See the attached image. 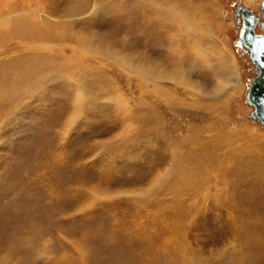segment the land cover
<instances>
[{
	"label": "rangeland",
	"instance_id": "1",
	"mask_svg": "<svg viewBox=\"0 0 264 264\" xmlns=\"http://www.w3.org/2000/svg\"><path fill=\"white\" fill-rule=\"evenodd\" d=\"M240 7L264 0H0V264H264Z\"/></svg>",
	"mask_w": 264,
	"mask_h": 264
},
{
	"label": "water",
	"instance_id": "2",
	"mask_svg": "<svg viewBox=\"0 0 264 264\" xmlns=\"http://www.w3.org/2000/svg\"><path fill=\"white\" fill-rule=\"evenodd\" d=\"M238 11L241 12L245 21L239 33L240 41L246 47L251 61L258 68L248 86L246 101L253 106L250 116L264 126V36L255 34L252 26L247 22L252 19L249 10L240 7Z\"/></svg>",
	"mask_w": 264,
	"mask_h": 264
},
{
	"label": "bare ground",
	"instance_id": "3",
	"mask_svg": "<svg viewBox=\"0 0 264 264\" xmlns=\"http://www.w3.org/2000/svg\"><path fill=\"white\" fill-rule=\"evenodd\" d=\"M190 19V18H189ZM195 22V21H194ZM199 27H198V22L197 23H195V25H194V30L196 29H198ZM210 52H211V54L213 55V54H217V49L216 50H210ZM224 63V62H223ZM35 65V64H34ZM219 65V64H218ZM30 66L31 65H28L27 66V68H30ZM220 66H221V64H220ZM219 67V66H218ZM229 67V66H228ZM220 69L221 70H223V71H221V70H219V73L220 72H224V71H226V64L224 63V67H220ZM229 70H230V67L228 68ZM227 69V70H228ZM217 71V68L216 67H214V69H213V72H216ZM231 71V70H230ZM233 71H234V69H233ZM209 73V72H208ZM230 73H233L232 71L230 72ZM230 77V76H229ZM223 135L224 134H222V137H223ZM222 137H220V138H217V139H219L222 143H224L225 142V140H227L228 138H226V139H222ZM217 139H215L216 141H217ZM192 142H194L195 143V140H193ZM201 142V141H200ZM218 142V141H217ZM217 142H215V143H217ZM196 144V143H195ZM169 147H170V145H169ZM175 147H177L176 145H175ZM197 147V146H196ZM179 148H180V145H179ZM179 148L177 147V148H175L176 150H174V151H172L171 152V155H172V157H173V160H175L176 162H177V164L178 165H181L182 167H180V168H183V169H185V173H183L182 172V174H180L181 176H179V177H185V176H188V175H190L191 173H194L195 175H197V177H198V180L200 181V182H202V183H206V182H211L215 187L217 186V184H218V181H220L219 180V172H218V169H219V167L221 166V167H223V161H222V163H220V164H214V158H212V160H210V159H208V158H206L207 157V153L206 154H203V155H200V156H198V157H195L194 155H196V154H201V152L203 151V150H200V151H198L197 150V148H194L193 150L192 149H190L189 150V152H188V154L190 153V156L188 157V158H186V157H184L183 156V154H181V151L180 152H178V150H179ZM193 152H195V153H193ZM184 153V152H183ZM185 154V153H184ZM192 156H194V157H192ZM197 156V155H196ZM186 158V159H185ZM199 158H201L202 159V161H199ZM197 160V161H196ZM218 161V160H217ZM191 165H193V166H191ZM186 166H190L189 168H184V167H186ZM195 166V167H194ZM192 167V168H191ZM175 169V168H174ZM182 170V169H181ZM175 171V170H174ZM179 171V170H178ZM183 171V170H182ZM177 173V172H176ZM178 174V173H177ZM176 174V175H177ZM179 175V174H178ZM178 177V176H177ZM180 179V178H179ZM175 180H176V178H175ZM174 183V182H173ZM212 185V186H213ZM214 187V188H215ZM216 191L218 192V190L216 189ZM219 193V192H218ZM213 196H214V193H213ZM219 195L218 194H216L215 195V199L218 197ZM214 199V198H213ZM218 199V198H217ZM216 199V200H217Z\"/></svg>",
	"mask_w": 264,
	"mask_h": 264
},
{
	"label": "flooded vegetation",
	"instance_id": "4",
	"mask_svg": "<svg viewBox=\"0 0 264 264\" xmlns=\"http://www.w3.org/2000/svg\"><path fill=\"white\" fill-rule=\"evenodd\" d=\"M251 16H252V19H249L247 22L250 24V26H252L253 32L255 34L264 36V11L262 12V14H259V15H255V14L251 13ZM241 19L242 20H240V18H239V20H240V23H239L240 30L237 32L238 33V38H239V33H240L241 29L243 28V25H245L244 17H243L242 14H241ZM256 26L259 27L257 29H259V30L261 29L260 32H257ZM238 43L241 45L242 49L245 52H247V54L249 55L248 51H246L247 50L246 47L241 43L240 38L238 40ZM256 69L258 70L257 67H256Z\"/></svg>",
	"mask_w": 264,
	"mask_h": 264
}]
</instances>
